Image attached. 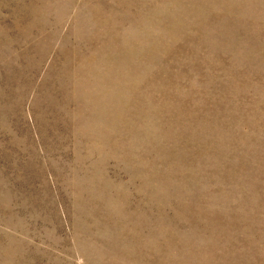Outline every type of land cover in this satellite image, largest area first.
I'll return each mask as SVG.
<instances>
[{
  "label": "rangeland",
  "instance_id": "obj_1",
  "mask_svg": "<svg viewBox=\"0 0 264 264\" xmlns=\"http://www.w3.org/2000/svg\"><path fill=\"white\" fill-rule=\"evenodd\" d=\"M0 264H264V0H0Z\"/></svg>",
  "mask_w": 264,
  "mask_h": 264
}]
</instances>
